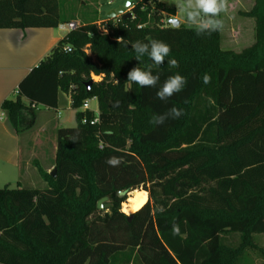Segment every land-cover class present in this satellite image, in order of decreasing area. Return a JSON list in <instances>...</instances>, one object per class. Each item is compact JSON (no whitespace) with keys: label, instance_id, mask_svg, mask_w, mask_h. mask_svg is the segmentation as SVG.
<instances>
[{"label":"trees","instance_id":"obj_1","mask_svg":"<svg viewBox=\"0 0 264 264\" xmlns=\"http://www.w3.org/2000/svg\"><path fill=\"white\" fill-rule=\"evenodd\" d=\"M66 1L0 0V28L70 22L60 11ZM146 1H135L129 18L83 21L66 32L1 103L18 132L33 123L35 107L55 108L59 92L68 93L76 124L57 129L54 175L36 163L43 189L0 186V264H241L257 248L253 235L264 234V0L240 12L254 20V42L240 52L221 48L220 29L197 36L193 26L155 24ZM137 40L163 41L169 56L159 67L146 55L136 60ZM135 66L152 67L157 85L127 81ZM176 73L186 86L157 99ZM91 97L95 125L81 121L93 117L80 109ZM173 106L184 115L150 122ZM112 157L120 164L109 165ZM135 189L148 200L126 215L116 193ZM105 196L113 206L101 212L96 203ZM173 224L181 235L172 234ZM231 233H239L236 245L222 242Z\"/></svg>","mask_w":264,"mask_h":264},{"label":"rangeland","instance_id":"obj_2","mask_svg":"<svg viewBox=\"0 0 264 264\" xmlns=\"http://www.w3.org/2000/svg\"><path fill=\"white\" fill-rule=\"evenodd\" d=\"M253 1L254 0H224L225 10L216 17L222 21V27L220 28V45L222 49L240 52L243 48L254 42V26L250 27L249 25L250 21H252L254 25V20L253 18L244 17L240 14L241 11L250 10ZM88 2L90 3L87 5L84 3H77L73 0L64 2L60 10L61 16L69 18L70 21L76 22L77 25L83 21L91 23L94 20L100 23L102 21L100 19V17H102L100 15L101 11L108 12L112 9H117L122 5L124 0H91ZM182 3L183 0H148L143 6L149 8V16L155 24L165 26L168 24L169 19L174 18L179 20L182 24L191 26L180 10V5ZM171 9H174L175 17L170 16ZM127 10L130 11V7ZM95 11H98L97 16ZM55 28L58 32L63 33L59 28ZM91 80H93L92 77ZM60 95H62L63 98L64 93L60 92ZM58 105L60 116L57 118L54 111H46L43 106H37V109H34L35 113L39 111L36 124L30 129L32 123L29 127L30 130L27 132V135L32 137L33 142L37 141L36 150L38 151V165L47 172L53 169L55 163L56 133L58 128L54 130V127L60 126L61 124L62 127L67 128L74 127L76 124V110L70 107L66 98L65 100H60ZM89 105L95 108L97 107V102L89 100ZM45 119L49 122L45 126H41ZM0 184V186L4 185H2L1 182ZM19 185V188L43 189L45 187V183L40 178L38 171L34 168L32 161L29 162V168L23 172V179ZM8 186L10 188H15L16 181H12ZM105 204L106 201H103L101 204V212L109 211V209L104 207ZM119 207V210L122 212L121 204ZM253 237L257 244V248L246 250L240 262L241 264H264V234H254ZM238 240L239 233L226 234L222 238L223 243L231 245H236Z\"/></svg>","mask_w":264,"mask_h":264},{"label":"crops","instance_id":"obj_3","mask_svg":"<svg viewBox=\"0 0 264 264\" xmlns=\"http://www.w3.org/2000/svg\"><path fill=\"white\" fill-rule=\"evenodd\" d=\"M88 1L91 0H83L85 5L90 3ZM97 10L99 11L98 8ZM170 16L175 17V14H170ZM100 19L103 21L105 17H100ZM96 23L99 24V21ZM249 25L250 27L254 26L252 21L249 22ZM57 28L59 27L57 26ZM60 30L63 33L58 32L55 27L0 28V182L2 185L16 181V187H19L23 179V172L29 168L30 161L33 162L34 168L37 170V141L33 142L27 132L36 124L39 111L35 113L30 129L26 128L17 132L1 109V103L5 99L15 97L19 81L33 67L37 66L57 41L65 35L66 31ZM63 98L59 92L57 106L45 108V110L54 111L56 118L59 117L58 104L60 100L66 98L70 105V96L64 94ZM35 108L37 109V107ZM46 119L43 120L41 126H45L49 122ZM57 128H62L61 124L54 127V130Z\"/></svg>","mask_w":264,"mask_h":264},{"label":"clouds","instance_id":"obj_4","mask_svg":"<svg viewBox=\"0 0 264 264\" xmlns=\"http://www.w3.org/2000/svg\"><path fill=\"white\" fill-rule=\"evenodd\" d=\"M180 10L187 22L193 26L195 34L201 36L217 31L222 27V21L216 17L225 10V4L224 0H183ZM131 49L136 54V60L146 55L151 61V65L155 67L162 65L170 53V46L159 40H152L147 43L137 40L131 43ZM167 63L172 67H177L175 59H169ZM159 79V74L154 73L152 67L135 66L127 74V81H131L141 88L155 87ZM210 81L211 77L205 74L202 82L207 85ZM186 84L187 79L183 75L179 73L171 75L159 86L156 97L161 101H167L174 94L181 92ZM183 115V109L173 106L166 113L154 114L150 122L154 125H163L166 120L179 119ZM120 162L118 157L109 158L107 161L111 166H117ZM172 234L174 236L181 235L178 225L173 224Z\"/></svg>","mask_w":264,"mask_h":264},{"label":"water","instance_id":"obj_5","mask_svg":"<svg viewBox=\"0 0 264 264\" xmlns=\"http://www.w3.org/2000/svg\"><path fill=\"white\" fill-rule=\"evenodd\" d=\"M135 1H137V0H124V2L122 3V5H120L117 9H112V10H110V11H108V12H105V11H101L100 12V15L102 16V17H105V18H107V19H114V18H116V17H118V16H121L122 18H129V17H131V12L130 11H128L127 9L135 2ZM168 24L169 25H171L172 27H177L179 24H180V21L179 20H177V19H169V21H168ZM91 80H89V81H87L86 82V87H87V89L90 87V85H91ZM51 174L52 175H54L55 174V169L53 168L51 171ZM130 190H123V191H118L117 193H116V195L119 197V198H124L125 200L127 199V195H129L130 194ZM109 200V197L108 196H105V197H102L101 199H99L98 201H97V203H96V207H97V209L98 210H101L102 209V202L103 201H108ZM123 201L121 200V203H122ZM111 206V204L110 203H106L105 204V208L107 209V208H109Z\"/></svg>","mask_w":264,"mask_h":264},{"label":"built area","instance_id":"obj_6","mask_svg":"<svg viewBox=\"0 0 264 264\" xmlns=\"http://www.w3.org/2000/svg\"><path fill=\"white\" fill-rule=\"evenodd\" d=\"M58 27L66 32L74 29L77 27V23L74 22V21H70V22H67V23H60L58 25ZM66 51H70V47H66L65 48ZM91 77L93 78L92 81H98L100 79V77L98 76H94V75H91ZM98 79V80H97ZM89 100L91 101H96L95 97H91V98H88V99H85L82 103V106L80 107V109L82 111H86V110H89V111H92L93 112V117L91 119H87L85 116L82 117V123H89L90 125H95V124H98L99 123V111L97 109V107L95 108H92L90 105H89ZM32 107H34V105H31Z\"/></svg>","mask_w":264,"mask_h":264},{"label":"bare ground","instance_id":"obj_7","mask_svg":"<svg viewBox=\"0 0 264 264\" xmlns=\"http://www.w3.org/2000/svg\"><path fill=\"white\" fill-rule=\"evenodd\" d=\"M148 200L147 191L135 189L130 192L127 199L121 203L123 213L130 215L140 209Z\"/></svg>","mask_w":264,"mask_h":264},{"label":"flooded vegetation","instance_id":"obj_8","mask_svg":"<svg viewBox=\"0 0 264 264\" xmlns=\"http://www.w3.org/2000/svg\"><path fill=\"white\" fill-rule=\"evenodd\" d=\"M106 203H110L111 204V206L109 208H107V209H110L113 206V203L110 200L106 201Z\"/></svg>","mask_w":264,"mask_h":264}]
</instances>
